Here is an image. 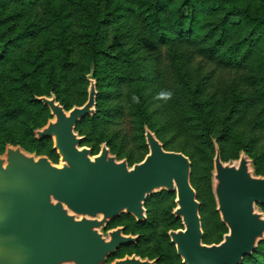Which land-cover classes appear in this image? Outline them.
<instances>
[{"label":"trees","instance_id":"16d2710c","mask_svg":"<svg viewBox=\"0 0 264 264\" xmlns=\"http://www.w3.org/2000/svg\"><path fill=\"white\" fill-rule=\"evenodd\" d=\"M91 71L96 113L76 125L80 146L96 155L106 144L131 167L148 153L147 127L164 150L189 158L203 243H220L215 144L223 162L243 152L264 177V0H0V154L18 146L57 164L52 140L34 135L51 118L36 98L81 107ZM174 200L163 191L146 199L145 222L111 221L104 232L122 227L138 239L107 263L182 264L168 237L182 229ZM242 264H264V240Z\"/></svg>","mask_w":264,"mask_h":264},{"label":"water","instance_id":"95a60500","mask_svg":"<svg viewBox=\"0 0 264 264\" xmlns=\"http://www.w3.org/2000/svg\"><path fill=\"white\" fill-rule=\"evenodd\" d=\"M87 101L66 111L54 95L39 97L51 118L34 131L39 141L51 139L58 163L8 145L0 156V264H107L138 236L123 228L106 231L122 214L146 221L148 197L175 194L172 215L182 229L168 237L182 264H242L264 240V177L252 160L223 162L215 144L212 192L216 211L227 233L218 244L203 243L200 203L190 184L191 162L179 152L166 151L155 134L144 128L148 153L139 163L117 160L106 144L96 155L80 146L84 137L76 125L96 113V82L92 71ZM251 167V168H250ZM250 168V169H249ZM135 255L110 264H156Z\"/></svg>","mask_w":264,"mask_h":264},{"label":"rangeland","instance_id":"374dc122","mask_svg":"<svg viewBox=\"0 0 264 264\" xmlns=\"http://www.w3.org/2000/svg\"><path fill=\"white\" fill-rule=\"evenodd\" d=\"M198 61L200 62V60H198ZM201 64H202V65H204V63H203V62H201ZM207 70H209V71H210V69H209V68H208ZM128 127H129L128 125H126V126H125V129H126V131H127V132H128ZM181 144H182V143H181V142H179V143L177 144V146L181 147ZM100 147H101V146H100ZM128 149H129V150H127L126 152H129V151H131V150H132V152H134V151H135V153H136V149L133 147V145H131V144H130V146L128 147ZM179 153H180V152H179ZM212 173H213V170L211 171V175H212ZM211 183H212V176H211ZM112 221H113V220H112ZM103 236H104V237H107V234H106V232H103Z\"/></svg>","mask_w":264,"mask_h":264},{"label":"flooded vegetation","instance_id":"af4514ba","mask_svg":"<svg viewBox=\"0 0 264 264\" xmlns=\"http://www.w3.org/2000/svg\"><path fill=\"white\" fill-rule=\"evenodd\" d=\"M5 149H6V148H5ZM4 152H5V150H4ZM3 154H4V153H3ZM3 154H0V156L3 155ZM146 220H147V216H146ZM124 235H126V234H124ZM132 256H133V255H132ZM156 261H157V260H156ZM156 263H157V262H156ZM107 264H108V263H107Z\"/></svg>","mask_w":264,"mask_h":264},{"label":"bare ground","instance_id":"6f19581e","mask_svg":"<svg viewBox=\"0 0 264 264\" xmlns=\"http://www.w3.org/2000/svg\"><path fill=\"white\" fill-rule=\"evenodd\" d=\"M250 168H251V167H250ZM250 168H249V169H250Z\"/></svg>","mask_w":264,"mask_h":264}]
</instances>
